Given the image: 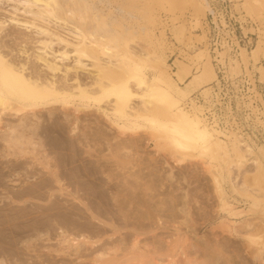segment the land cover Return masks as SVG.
<instances>
[{
  "label": "bare ground",
  "instance_id": "1",
  "mask_svg": "<svg viewBox=\"0 0 264 264\" xmlns=\"http://www.w3.org/2000/svg\"><path fill=\"white\" fill-rule=\"evenodd\" d=\"M6 1L18 3L24 14L41 22L24 20L22 25L33 28L40 47L36 50L42 52L33 54L34 63L49 74H26L23 63L0 52V211L16 208L17 216L27 221L38 218L46 230L36 240L67 264H264L263 162L240 135L227 136L204 113L211 105L204 109L192 98L194 87L206 91L217 80L208 55L195 53L186 62L176 61L177 69L170 73L158 52L131 49L139 19L132 10L140 8V0ZM183 2L194 11L192 28L214 14L208 0ZM244 7L253 11L250 0H244ZM13 21L21 25L12 18L0 21V34ZM149 21L154 26L158 18ZM44 23H53L70 39ZM139 29L146 35L147 27ZM151 38L162 46L160 38ZM205 39L206 34L200 36ZM53 46H59L62 58L71 54L75 65L62 71L48 60ZM21 48L19 53L29 59ZM255 51L264 58V40ZM191 60L200 61L202 71L193 72ZM86 66L89 82L68 76ZM59 72L62 82L56 79ZM95 114L113 133L104 132ZM140 139L152 143L156 152L167 150L178 166L200 159L215 199L211 210L225 217L219 224L228 238L211 235L190 242L178 234L176 240L163 241L162 231L170 228L166 224L178 217V225L191 231L190 206L196 200L186 191L177 195L178 188L165 193L161 181L148 193L147 182L155 185L156 180L132 173L144 165ZM152 161L156 166L148 163V174L160 170V161ZM234 168L241 173L235 175ZM114 170L126 171V176L114 183ZM166 180L174 186L172 176ZM54 211L70 214L49 223ZM7 252L0 247V264H8Z\"/></svg>",
  "mask_w": 264,
  "mask_h": 264
},
{
  "label": "rangeland",
  "instance_id": "2",
  "mask_svg": "<svg viewBox=\"0 0 264 264\" xmlns=\"http://www.w3.org/2000/svg\"><path fill=\"white\" fill-rule=\"evenodd\" d=\"M183 1L140 0L137 4L140 8L136 7L135 10H132L133 14L139 19L134 21L136 35L133 37V42L135 43H130V47L139 52L144 48L149 52H158L169 66L170 73L176 71V61L186 62L187 58L190 55H195V53L208 55L217 80L212 82L209 86L210 89L206 91L199 90V88L194 89V87L191 92L193 94L192 98L204 109L206 106L211 105L204 113L209 118L216 119L220 129L227 136L240 135L252 147L264 165V151L262 150L264 148V58H262L260 51H255V48L264 40V0H250L253 7L251 12L246 11L244 0H208L214 14L211 16L207 14L206 19L200 18V27L196 28H192L195 22L194 11ZM170 3L172 6H170ZM17 4L6 0L0 2V21H8L12 18L21 23L20 25L13 21L14 23H10L11 25L5 28L4 33L0 34V52L4 55L7 53V58L12 59L15 63H23L26 74L41 77L48 76L49 73L41 63H34L32 57L36 52L42 53L36 50L40 47L36 48L39 45L35 44L37 37L32 31L33 28H31V31L29 29L25 30L22 22L30 20L35 21L37 24L40 23L39 25L42 24L30 14H24L21 5L18 6ZM15 7L17 10L14 9ZM151 16L158 18L157 24L154 26L149 21ZM44 24H47L51 31L59 32L63 37L70 39L69 33L57 28L53 23ZM143 26L147 27L146 35L139 29ZM181 26L186 28L185 32L179 31ZM161 32L164 35L163 37L159 36ZM204 34H206L207 40H200V36ZM151 35L160 38L163 41L162 46L152 40ZM21 47L28 51L29 59L19 53ZM241 49L245 50L246 63L243 62ZM52 51L47 50L46 58L56 62L62 71L65 67L72 68L75 65L71 54L67 58L59 56V46H53ZM234 62L238 63L237 67ZM188 63H191L190 68L193 72L198 71V69L202 71L200 61L191 60ZM83 64L86 65L87 62ZM88 72L91 71L86 66L83 70L77 69L76 74L71 70L68 76L76 75L79 80L89 82L91 74ZM61 75L60 72L56 73V79L62 82ZM208 111L212 115L208 114ZM93 117L97 118L105 133H113L112 129L107 128L103 119L96 114ZM138 144V153L141 155L144 165L140 164L134 167L132 173H139L141 176L147 177L149 175L150 178L156 180L155 185L151 184L150 181L147 182L148 193H151L150 189L158 188L157 182L161 181L162 190L165 193H170L178 188L177 195L186 191L196 200V204L190 206L193 216L191 231L187 232L183 225H178L180 222V217H178L175 223L166 224L170 228L165 232L162 231L161 237L165 238L163 241L176 240L178 234H180V237H188L190 242L197 239L199 241L210 239L213 235L218 236L217 240L228 238V234L222 232L219 224L225 217L222 214L217 217L211 210L214 205L212 201L215 199L211 182L200 164V159L197 158L192 162L185 161L178 166L167 154V150L156 152L152 143L143 142L142 139ZM152 159L160 161L158 165L160 170L148 174L150 169H147L146 165L149 163L153 164V167L156 166ZM233 171L235 175L241 173L235 168ZM125 172L114 170L112 172L113 178H116L114 183L119 181L121 175L126 176V174H123ZM97 175L104 177V175ZM169 175L173 178L171 182L174 186H171V188L166 180L169 179ZM226 187L228 188V185ZM1 203L2 199H0ZM237 205L240 208L247 209V206L242 202ZM16 211V208H12L11 211H0V247L10 251L4 255L7 259L6 262L8 264H14L15 261L20 264H45L43 262L46 260L52 264H67L68 260L65 257L48 253L42 248L48 245L36 240L37 236H40L46 230V228L41 227L40 220L36 218L27 221L28 218L17 216ZM37 213L39 212H35L31 217L36 216ZM69 214L67 211H54L49 223L59 221L60 218L67 217ZM27 226H31L32 229L25 232ZM174 228H177V231H174ZM230 241L236 240L231 239ZM27 244L31 248H26Z\"/></svg>",
  "mask_w": 264,
  "mask_h": 264
}]
</instances>
